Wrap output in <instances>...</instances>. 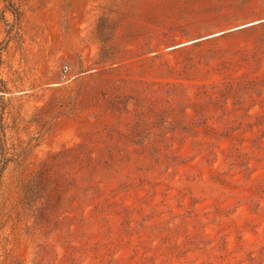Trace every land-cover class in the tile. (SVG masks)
<instances>
[{
	"label": "rangeland",
	"instance_id": "rangeland-1",
	"mask_svg": "<svg viewBox=\"0 0 264 264\" xmlns=\"http://www.w3.org/2000/svg\"><path fill=\"white\" fill-rule=\"evenodd\" d=\"M0 91V264H264V0H0Z\"/></svg>",
	"mask_w": 264,
	"mask_h": 264
},
{
	"label": "trees",
	"instance_id": "trees-1",
	"mask_svg": "<svg viewBox=\"0 0 264 264\" xmlns=\"http://www.w3.org/2000/svg\"><path fill=\"white\" fill-rule=\"evenodd\" d=\"M46 175L45 171H40L23 185L22 191L24 202L32 200V198L36 197L38 194H42L48 180Z\"/></svg>",
	"mask_w": 264,
	"mask_h": 264
}]
</instances>
